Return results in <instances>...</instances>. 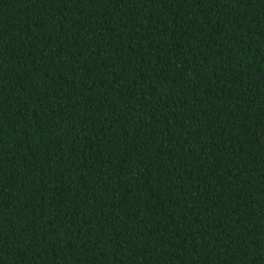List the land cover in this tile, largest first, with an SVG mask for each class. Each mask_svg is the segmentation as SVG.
I'll return each mask as SVG.
<instances>
[{
	"label": "trees",
	"instance_id": "16d2710c",
	"mask_svg": "<svg viewBox=\"0 0 264 264\" xmlns=\"http://www.w3.org/2000/svg\"><path fill=\"white\" fill-rule=\"evenodd\" d=\"M0 264H264V0H0Z\"/></svg>",
	"mask_w": 264,
	"mask_h": 264
}]
</instances>
